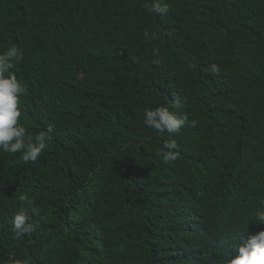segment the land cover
<instances>
[{"label":"trees","instance_id":"trees-1","mask_svg":"<svg viewBox=\"0 0 264 264\" xmlns=\"http://www.w3.org/2000/svg\"><path fill=\"white\" fill-rule=\"evenodd\" d=\"M151 2L0 0L19 123L54 129L34 163L0 150V264H228L264 229V0ZM175 99L178 134L144 124Z\"/></svg>","mask_w":264,"mask_h":264},{"label":"clouds","instance_id":"clouds-1","mask_svg":"<svg viewBox=\"0 0 264 264\" xmlns=\"http://www.w3.org/2000/svg\"><path fill=\"white\" fill-rule=\"evenodd\" d=\"M145 8L158 16H163L169 11L168 5L162 0H152L150 4H145ZM23 58L24 53L17 46H12L0 54V150L13 155L21 153V159L27 164L36 162L41 156L46 142L52 139L54 129L49 125L46 129L31 136L19 123L21 114H23L19 106L20 97L25 92V88L14 73H9L15 66L14 62L21 61ZM194 68V64L189 65L190 70ZM212 71L215 73L219 69L213 65ZM179 106L180 101L175 99L168 106L145 109L144 124L159 133L178 134L186 124L187 116L171 111L170 108L176 109ZM177 149L178 145L174 140L166 142L164 150L160 153L163 161L168 163L177 160L179 158ZM19 200L26 207L21 208L12 219L17 238L34 231V225L29 222L27 211L30 210L33 215L39 214V209L28 194H21ZM257 220L259 224H264V211L257 214ZM12 264H21V262L14 260ZM228 264H264V229L243 237L240 245L234 249V255Z\"/></svg>","mask_w":264,"mask_h":264}]
</instances>
